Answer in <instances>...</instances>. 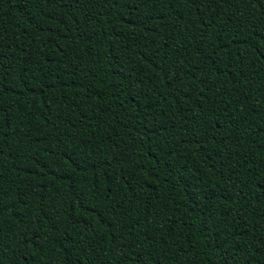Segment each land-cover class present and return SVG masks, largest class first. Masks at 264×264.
<instances>
[{
	"label": "trees",
	"instance_id": "trees-1",
	"mask_svg": "<svg viewBox=\"0 0 264 264\" xmlns=\"http://www.w3.org/2000/svg\"><path fill=\"white\" fill-rule=\"evenodd\" d=\"M0 264H264V0H0Z\"/></svg>",
	"mask_w": 264,
	"mask_h": 264
}]
</instances>
